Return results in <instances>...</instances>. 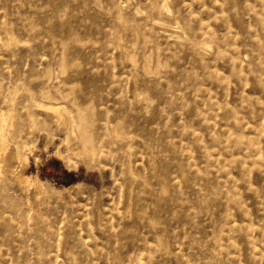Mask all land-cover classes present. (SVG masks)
Wrapping results in <instances>:
<instances>
[{
  "label": "rangeland",
  "instance_id": "374dc122",
  "mask_svg": "<svg viewBox=\"0 0 264 264\" xmlns=\"http://www.w3.org/2000/svg\"><path fill=\"white\" fill-rule=\"evenodd\" d=\"M0 264H264V0H0Z\"/></svg>",
  "mask_w": 264,
  "mask_h": 264
}]
</instances>
